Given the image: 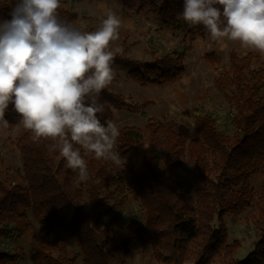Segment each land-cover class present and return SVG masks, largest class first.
Returning <instances> with one entry per match:
<instances>
[{"label":"trees","instance_id":"trees-1","mask_svg":"<svg viewBox=\"0 0 264 264\" xmlns=\"http://www.w3.org/2000/svg\"><path fill=\"white\" fill-rule=\"evenodd\" d=\"M116 2L124 13L151 14L162 30L182 32L183 40L165 52L150 49L145 63L128 57L122 46L112 67L139 86H163L181 77L191 49L186 40L209 35L202 26L183 21V0ZM15 3L0 0V21L11 19ZM58 16L71 25L78 18L61 6ZM205 60L228 106L223 123L199 99L185 113L193 120L192 131L171 119L147 118L143 106L128 104L111 91V84L98 98L104 109L98 114L101 122L112 121L114 110H126L140 112L146 124L119 129L116 150L123 166L82 150L87 181L67 167L51 141L34 142L10 105L7 127L16 128L6 142L22 165L15 182L0 178V243L26 238L34 264H77L79 257L69 255L64 233L76 242L81 264H126L122 256L138 243H146L154 260L165 264H264V56L230 51L227 65L220 66L213 54ZM243 213L257 239L252 251L237 259L240 242L227 244L224 217ZM25 255L21 248L0 246V264H18Z\"/></svg>","mask_w":264,"mask_h":264},{"label":"clouds","instance_id":"clouds-1","mask_svg":"<svg viewBox=\"0 0 264 264\" xmlns=\"http://www.w3.org/2000/svg\"><path fill=\"white\" fill-rule=\"evenodd\" d=\"M61 0H16L0 21V125L11 105L32 140H49L67 167L89 179L81 152L124 165L116 150L120 130L101 122L100 93L116 78L121 20L109 12L98 29L80 31L58 16ZM190 27L202 26L212 42H239L264 54V0H183Z\"/></svg>","mask_w":264,"mask_h":264},{"label":"rangeland","instance_id":"rangeland-1","mask_svg":"<svg viewBox=\"0 0 264 264\" xmlns=\"http://www.w3.org/2000/svg\"><path fill=\"white\" fill-rule=\"evenodd\" d=\"M63 9L75 12L78 18L72 26L80 31H93L100 27L109 12L115 13L121 20L119 39L110 43V50L125 46L127 56L140 62L150 60V49L158 53L178 48L182 44L183 33L162 30L157 21L149 13H137L135 10L122 12L116 0H61ZM191 49L186 53L182 66L184 74L174 82L163 86H139L126 77L125 72L113 67L116 78L111 85V91L121 95L132 106H143L147 118L160 120L167 118L183 123L189 130H193V120L186 116L196 106L198 99L205 111H210L223 123L228 106L222 96L213 86L215 72L205 60V55L213 54L221 65H227L230 51L245 53L239 42H212L209 35L194 40L187 39ZM264 56V54H261ZM117 127L135 126L142 128L146 124L140 112L126 110L113 111V119ZM16 127L0 125V178L6 182H15L16 172L21 169V158L15 148L6 142L11 138ZM187 172L192 173L191 165L187 164ZM178 176H185V172L178 171ZM78 180V179H77ZM255 186H258L257 183ZM187 185L184 186L186 188ZM227 232V244L239 241V248L235 257L244 259L253 249L257 239V232L246 219V213L236 217H224ZM67 249L71 257L78 256L77 264H81L79 248L74 239L64 233ZM0 246L10 251L21 248L25 252V259L18 264H34L28 253L26 238L19 240H3ZM126 264H165L154 260L146 243H138L122 256ZM182 264H193L187 260Z\"/></svg>","mask_w":264,"mask_h":264}]
</instances>
